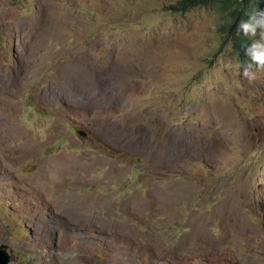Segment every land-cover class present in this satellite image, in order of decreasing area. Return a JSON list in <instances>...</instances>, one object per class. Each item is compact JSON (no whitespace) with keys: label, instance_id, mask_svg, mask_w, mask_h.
Wrapping results in <instances>:
<instances>
[{"label":"rangeland","instance_id":"obj_1","mask_svg":"<svg viewBox=\"0 0 264 264\" xmlns=\"http://www.w3.org/2000/svg\"><path fill=\"white\" fill-rule=\"evenodd\" d=\"M176 1L0 0L9 264H264V47Z\"/></svg>","mask_w":264,"mask_h":264},{"label":"trees","instance_id":"obj_2","mask_svg":"<svg viewBox=\"0 0 264 264\" xmlns=\"http://www.w3.org/2000/svg\"><path fill=\"white\" fill-rule=\"evenodd\" d=\"M261 5H264V0H177L168 8L183 12L197 6L214 9L225 19L220 26L225 39L232 43L235 53L241 60H244L254 51L255 48L252 46L255 44V40L251 35L245 34L242 26L257 11L255 9ZM176 176L178 175L176 174Z\"/></svg>","mask_w":264,"mask_h":264},{"label":"clouds","instance_id":"obj_3","mask_svg":"<svg viewBox=\"0 0 264 264\" xmlns=\"http://www.w3.org/2000/svg\"><path fill=\"white\" fill-rule=\"evenodd\" d=\"M254 15V14H253ZM254 17L252 16L249 20H252ZM248 20V21H249ZM248 21H246L244 23V25L242 26L245 30V34H252V35H255V32H256V27H259L262 29V32H261V36L262 38H264V24H260L259 26L255 25L253 26L251 23H247ZM253 37V36H252ZM254 38V37H253ZM255 40V39H254ZM257 46L259 47H264V44H260V42H257V44L255 43L252 47L253 48H256ZM255 50V49H254ZM251 55V54H250ZM249 55V56H250ZM248 56V57H249ZM247 58V57H246ZM240 59V58H239ZM252 59L257 62L258 65H260L261 67H264V56H259V55H254L252 57ZM254 78V77H253Z\"/></svg>","mask_w":264,"mask_h":264},{"label":"crops","instance_id":"obj_4","mask_svg":"<svg viewBox=\"0 0 264 264\" xmlns=\"http://www.w3.org/2000/svg\"><path fill=\"white\" fill-rule=\"evenodd\" d=\"M135 137H138V135H135L134 137H133V140L134 141H136L135 140ZM136 143H140V141H136ZM174 180H178V179H172V181H174ZM190 192V191H189ZM188 192V193H189ZM187 193V194H188ZM154 196H157V199L156 200H158L159 201V199H160V201H162L163 203H162V205H164V206H166V204L167 203H170L171 201H173V203H175L177 200H178V198L176 197V193H174V192H166V193H162V195L161 196H159L158 197V195H155V194H153ZM188 199H190V198H188ZM191 201V200H190ZM158 203V202H157Z\"/></svg>","mask_w":264,"mask_h":264},{"label":"water","instance_id":"obj_5","mask_svg":"<svg viewBox=\"0 0 264 264\" xmlns=\"http://www.w3.org/2000/svg\"><path fill=\"white\" fill-rule=\"evenodd\" d=\"M79 133L82 136L88 135V133L84 130H79ZM11 260V255L7 251V246L5 244H0V264H9Z\"/></svg>","mask_w":264,"mask_h":264},{"label":"bare ground","instance_id":"obj_6","mask_svg":"<svg viewBox=\"0 0 264 264\" xmlns=\"http://www.w3.org/2000/svg\"><path fill=\"white\" fill-rule=\"evenodd\" d=\"M52 165V164H51ZM55 166L54 164L52 165V167Z\"/></svg>","mask_w":264,"mask_h":264}]
</instances>
